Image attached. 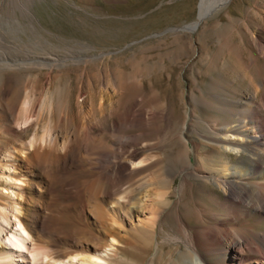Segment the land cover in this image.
Returning a JSON list of instances; mask_svg holds the SVG:
<instances>
[{
  "label": "rangeland",
  "instance_id": "obj_1",
  "mask_svg": "<svg viewBox=\"0 0 264 264\" xmlns=\"http://www.w3.org/2000/svg\"><path fill=\"white\" fill-rule=\"evenodd\" d=\"M201 1L0 0L1 254L19 221L34 264H225L208 228L264 233L263 212L234 223L226 195L187 169L236 160L221 129L252 80L264 101V0H229L187 30Z\"/></svg>",
  "mask_w": 264,
  "mask_h": 264
},
{
  "label": "bare ground",
  "instance_id": "obj_2",
  "mask_svg": "<svg viewBox=\"0 0 264 264\" xmlns=\"http://www.w3.org/2000/svg\"><path fill=\"white\" fill-rule=\"evenodd\" d=\"M228 2L229 0H202L198 21L186 26V29L192 31L195 30L216 7H221ZM25 4L24 7L26 6ZM256 40L259 55L264 59V39L257 37ZM4 59L8 60L7 57ZM37 60L41 63V65H45V62L48 61L47 58H37ZM251 84L252 86L250 85V87H253L254 93H248L246 96L247 98L245 97L246 101L240 103L242 112L235 115L237 120H235L233 124H228L225 128H222L221 133H223V135L221 134L222 136H218V139L216 140V143H219L223 150L234 154L236 156V160H223L218 165L216 170L204 172L203 174H200L191 163L187 167V169H192L190 174L203 178L205 182H208L209 184L211 183V185L213 184L221 190L222 193L226 195V204H231L232 209L228 210V214L233 217L234 220L232 221H235L234 223L236 224L242 223L245 225L247 224L246 221H239L235 216H238L239 214L243 217H249V215L257 211L264 213V101L258 100L260 90L256 81L252 80ZM28 109L29 106L27 105L25 111ZM13 110L14 106L12 105L7 111L8 115L13 114ZM26 121H29V117L26 118ZM52 148L53 147H49L45 150V156L53 152ZM36 154H39V151L34 153V156ZM196 161L198 163V160ZM125 163L126 161L121 162L120 159V162H113L109 164L108 173L113 177L122 176L128 169V166ZM198 169L200 168L198 167ZM188 171L187 173L189 174ZM151 185H155V183ZM153 193L159 197L165 194H161L157 192V190ZM138 199L139 198H136L135 200L132 199L133 202L131 203V208L129 209H132L130 215L127 212L129 220L133 219V211L138 208ZM155 203L156 202H154V204ZM114 204H116V202ZM156 205L157 203L155 206ZM6 224L10 225V221L2 218L0 221V239L3 238L1 237V233L5 231ZM18 225L19 228L13 230L12 232L10 231L9 236L3 242L4 248H6L7 251L5 253L3 252V254L0 253V262L5 260L6 262L4 261V264H10V262L13 261L14 255L19 254L22 263L34 264L37 261L36 259L38 253L32 248L33 246L31 247L29 245L28 242L30 241H27V237H30V234L26 228L20 221L18 222ZM136 227L141 230L144 228L141 222H137ZM132 228L134 227L132 226ZM208 229L205 233L208 234V237L214 244L217 245V247L220 246V248L224 251L223 257L225 259V264H264V233L259 234L258 232H254L251 230L250 226L247 227V235H238L231 229L225 228V225L224 228L219 227ZM244 251H250L256 255H243L242 252ZM188 261L190 264H210L206 262L203 255L199 253L193 255V257Z\"/></svg>",
  "mask_w": 264,
  "mask_h": 264
},
{
  "label": "water",
  "instance_id": "obj_3",
  "mask_svg": "<svg viewBox=\"0 0 264 264\" xmlns=\"http://www.w3.org/2000/svg\"><path fill=\"white\" fill-rule=\"evenodd\" d=\"M183 28H185V26H183Z\"/></svg>",
  "mask_w": 264,
  "mask_h": 264
}]
</instances>
